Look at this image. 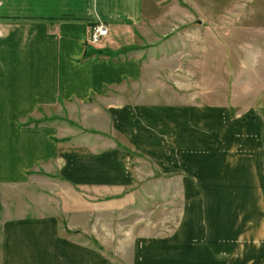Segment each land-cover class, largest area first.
Instances as JSON below:
<instances>
[{
    "label": "crops",
    "instance_id": "crops-1",
    "mask_svg": "<svg viewBox=\"0 0 264 264\" xmlns=\"http://www.w3.org/2000/svg\"><path fill=\"white\" fill-rule=\"evenodd\" d=\"M189 1L197 7L195 0ZM186 2L0 0V188L54 177L61 190L60 196L54 194L58 199L50 205L53 209L43 207L44 215L0 222V264H115L63 231L92 228L88 236L99 243L93 230L99 205L111 206H106L110 213L120 211L137 194L136 187L143 189L137 180L149 177L156 178L155 188L142 196L156 197L161 191V198H181L183 219L170 234L138 237L131 264H230L233 252L241 257L235 264L264 259V250L244 252L246 242L254 250L264 243V108L253 102L242 107V102L233 104L222 95L214 102L211 89L191 102L126 99L135 89L143 91L147 69L161 59V47L169 42L165 38L176 37L169 45L181 42L184 48L195 26L206 27L207 18L197 19ZM216 18L210 22L219 24L217 34L211 27L203 33L222 39L228 25L223 28ZM94 24L109 31L99 47L88 41ZM152 52L156 58L148 60ZM158 80L163 82L157 76L152 82L157 93L163 86ZM97 99L106 105H95ZM61 102L92 108L106 123L100 122L98 131L86 130L85 124L38 123L37 114L45 120L51 105ZM211 144L220 147L215 156H197L195 145L210 151ZM202 158L227 171H209L203 177L196 163ZM143 163H149L150 173L141 168ZM170 181H181L180 190L168 196L164 187L170 183L164 182ZM228 196L241 204L243 215L250 213L245 218L240 213V220H250L245 225L237 218L245 229L231 237L240 248L232 240L227 246L230 233L224 223L222 229L214 228L202 217L200 229L209 228L200 230L191 225L195 221L189 222L190 234L196 235L189 240L186 213L199 207L211 217ZM73 212L86 215L85 221L72 224ZM254 221H259L257 228Z\"/></svg>",
    "mask_w": 264,
    "mask_h": 264
},
{
    "label": "rangeland",
    "instance_id": "rangeland-1",
    "mask_svg": "<svg viewBox=\"0 0 264 264\" xmlns=\"http://www.w3.org/2000/svg\"><path fill=\"white\" fill-rule=\"evenodd\" d=\"M195 3L197 7L187 0L186 9L193 11L197 19L205 21L207 18L205 21L207 22L206 27L195 26L193 29H197L196 32H191L193 35L185 37L187 45L184 48L180 47L182 45L181 42L177 46L169 45V42L174 41L176 37L165 38V41L169 42L161 47L163 51L161 59L153 62L152 67L147 69L148 77L145 78L146 83L143 91L135 89L132 95L126 94V99L129 100L139 96V99H146L147 102H156L157 100L162 102H191L204 98L205 94L209 93L211 89L213 93L211 96L216 99L213 100L214 102H218L219 97L222 95L227 97L229 102L233 104L242 102V107H246L253 102L256 105L260 104L264 108V0H195ZM226 7L227 11H225ZM201 10L204 11L205 18L201 14ZM183 13V11H180L181 15ZM210 18L218 20L220 18L223 28L228 25L226 28L227 36L222 34L221 39L219 36H213L214 34L209 37L208 34L203 33L210 27L215 31L220 28L218 23L210 22ZM222 32H225V30L223 29ZM178 40L180 41V39ZM209 40H212V42L207 43ZM137 43L139 44L138 40ZM225 43L227 48L224 46ZM159 49L157 48V51ZM151 57L156 58L154 52L150 55L148 54V60ZM215 60L218 63H214ZM211 63L213 64L205 66ZM215 64L218 65V68L212 67ZM156 76L163 80V82L158 80L163 84V86H159L163 90L161 89L158 93L153 90V87L157 86L152 87V82ZM93 103H97L95 105L102 107L107 102L97 99ZM92 111V108L86 110L77 102H73L68 106L61 102L58 105H51L47 111L49 117H46L45 120L41 115L42 113L36 116L41 119L38 123L42 124L52 126H64L65 124L81 126V124H85L86 130L98 131V125H100V122L106 123V118L102 115L95 116ZM60 120L65 121L61 122ZM195 147L194 151L200 157L207 156L208 153L215 156L220 148L213 146V144H211L210 151L205 150L204 147L198 148V145H195ZM207 162H211V165L204 167L203 164ZM196 163L201 165L198 167L200 168L199 173H202L203 177L207 176L209 171L210 174L227 171L221 165L216 164L215 166L213 160L207 161L202 158L200 161L197 159ZM141 168L145 169L146 173L151 171L149 163H143ZM53 171L55 170L53 169ZM140 172L142 176L145 174L143 170ZM155 179V177H149L147 181L137 180L136 186H141L143 189L136 187L135 192L137 194L133 193L131 203L123 208L121 207L120 211L110 213L107 209H111V206L106 205L109 207L107 208L104 205H99L100 213L95 216L99 223L93 229L94 234L96 232L100 240L99 243L95 241V238L88 236L92 232V228L85 230V233H81V230L79 232L72 229V232L63 231V234H67L72 239L83 240L89 247L98 249L105 256L113 259L115 264H131L134 241L138 237L170 234L183 219L181 198L170 196L174 192H179L181 181L164 182V184L170 183L164 187V190H166L164 192L165 195L170 197L161 198V191H158L156 197L142 196L144 193L152 192V188H155L157 182ZM58 182L57 178L51 177L47 178V180L44 178L36 180L30 184H19L9 188L1 187L0 222L6 218L27 215L42 216L44 215L43 207L53 209L50 205H53L58 199L57 196L61 194ZM55 192L57 196H54ZM223 199L224 205H220L221 211L216 206L217 208L215 209L218 212L215 211L211 217L205 216L203 212L201 213L199 207L197 210L193 208L192 211L186 213L185 221L187 223L184 225L185 228H188V231L185 236L189 240L194 239L196 235L190 234L191 229L188 226L195 224V227L198 225L200 229L199 221L202 217L203 220L207 219L208 223L213 225L214 228L219 225L222 229V223H224L230 233L227 246L231 244L230 240H232V243L238 249L240 248L231 237L233 233L245 229V227L240 228L237 225V218L245 225L250 220L245 222L242 219L240 220V213L244 218L250 213L243 215L242 206L235 203L237 202L235 198L228 196ZM190 206L188 209H191ZM78 214L73 212L72 224L78 221H85L86 215ZM263 219L264 216L261 220ZM192 221L195 222L190 225L189 222ZM258 224L259 221H254V228H257ZM205 228L209 227L201 225L202 230ZM81 235H84V237ZM262 250H264V243L261 248L256 250H254L250 242H246L244 245L245 253L257 254ZM232 255L229 257L233 261L230 264H235V261H241V257L234 255V252ZM247 263L252 264L250 262ZM257 264H264V259L259 260Z\"/></svg>",
    "mask_w": 264,
    "mask_h": 264
},
{
    "label": "built area",
    "instance_id": "built-area-1",
    "mask_svg": "<svg viewBox=\"0 0 264 264\" xmlns=\"http://www.w3.org/2000/svg\"><path fill=\"white\" fill-rule=\"evenodd\" d=\"M108 34V29L105 26H96L90 34V41L92 44L100 43Z\"/></svg>",
    "mask_w": 264,
    "mask_h": 264
},
{
    "label": "trees",
    "instance_id": "trees-1",
    "mask_svg": "<svg viewBox=\"0 0 264 264\" xmlns=\"http://www.w3.org/2000/svg\"><path fill=\"white\" fill-rule=\"evenodd\" d=\"M88 54H87V52H86V54H85V56H87Z\"/></svg>",
    "mask_w": 264,
    "mask_h": 264
}]
</instances>
